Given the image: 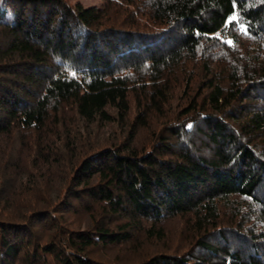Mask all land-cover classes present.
<instances>
[{
  "label": "trees",
  "instance_id": "trees-1",
  "mask_svg": "<svg viewBox=\"0 0 264 264\" xmlns=\"http://www.w3.org/2000/svg\"><path fill=\"white\" fill-rule=\"evenodd\" d=\"M0 264H264V0H0Z\"/></svg>",
  "mask_w": 264,
  "mask_h": 264
},
{
  "label": "rangeland",
  "instance_id": "rangeland-1",
  "mask_svg": "<svg viewBox=\"0 0 264 264\" xmlns=\"http://www.w3.org/2000/svg\"><path fill=\"white\" fill-rule=\"evenodd\" d=\"M71 3L73 4H76V3H80L82 4L83 6L85 7H91V6H100L102 4V0H70ZM73 219L75 222V226H81L82 229H85L89 226L90 224V221L89 219L86 217V216H81V215H73L70 217V220ZM127 248H130V247H125L124 249L122 248H118V249H115V250H125ZM110 249H108L107 251H104V252H99L97 255L100 257V258H103V257H106V258H111V259H115V257H117V252H121V251H115V252H111L109 251ZM129 250V249H128ZM117 254V255H115ZM120 254H123L120 253Z\"/></svg>",
  "mask_w": 264,
  "mask_h": 264
}]
</instances>
